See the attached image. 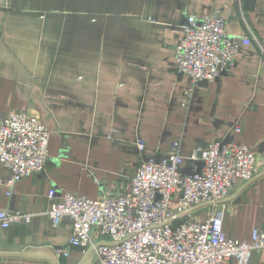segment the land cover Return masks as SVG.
Wrapping results in <instances>:
<instances>
[{
    "label": "crops",
    "instance_id": "1",
    "mask_svg": "<svg viewBox=\"0 0 264 264\" xmlns=\"http://www.w3.org/2000/svg\"><path fill=\"white\" fill-rule=\"evenodd\" d=\"M217 10L226 32L251 44L196 89L187 110L191 79L176 60L183 26ZM13 112L48 129L50 158L10 197L12 173L0 162V212L31 217L0 225V264H93L69 248L70 219L52 225L49 193L125 195L136 169L168 159L176 143L185 157L217 141L256 151L257 177L219 208L228 239L264 231V0H0V117ZM192 167L185 161L184 174ZM251 264H264V254Z\"/></svg>",
    "mask_w": 264,
    "mask_h": 264
},
{
    "label": "built area",
    "instance_id": "2",
    "mask_svg": "<svg viewBox=\"0 0 264 264\" xmlns=\"http://www.w3.org/2000/svg\"><path fill=\"white\" fill-rule=\"evenodd\" d=\"M226 24L217 10L201 21L188 17L183 26L176 60L179 71L191 79L183 100L187 110L196 89L216 82L235 63L241 47L251 44L248 38L239 41L229 35ZM50 137L34 115L0 117V162L12 173L6 183L9 197L19 181L45 170ZM137 147L143 151L145 143ZM185 161L193 163L188 175ZM257 173V153L248 146L217 141L185 157L176 143L168 159H150L136 169L125 195L94 200L68 192L58 197L52 190L49 217L54 227L72 221L69 248L93 255V264H251L254 253L264 254V231L255 229L250 241L228 239L219 206ZM23 222L31 217L0 212L3 229Z\"/></svg>",
    "mask_w": 264,
    "mask_h": 264
},
{
    "label": "water",
    "instance_id": "3",
    "mask_svg": "<svg viewBox=\"0 0 264 264\" xmlns=\"http://www.w3.org/2000/svg\"><path fill=\"white\" fill-rule=\"evenodd\" d=\"M223 144H227V143H224ZM202 168V165L199 166V170ZM91 254L88 255V257H90ZM88 259V258H87Z\"/></svg>",
    "mask_w": 264,
    "mask_h": 264
}]
</instances>
